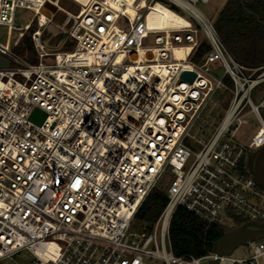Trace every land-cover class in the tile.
Wrapping results in <instances>:
<instances>
[{"label":"built area","instance_id":"1","mask_svg":"<svg viewBox=\"0 0 264 264\" xmlns=\"http://www.w3.org/2000/svg\"><path fill=\"white\" fill-rule=\"evenodd\" d=\"M163 1L189 16L178 14L181 27L148 25L158 0H0V25L22 29L15 45L35 24L28 55L11 51L8 33L0 42V263L24 249L25 264H264V238L246 243V257L171 250L178 206L207 223L264 220V186L246 163L264 145V94L251 98L264 63L230 54L197 7L210 0ZM17 7L33 12L24 28L13 24ZM57 10L73 18L69 29L54 21ZM201 35L208 48L193 61ZM161 181L158 217L132 229Z\"/></svg>","mask_w":264,"mask_h":264},{"label":"trees","instance_id":"2","mask_svg":"<svg viewBox=\"0 0 264 264\" xmlns=\"http://www.w3.org/2000/svg\"><path fill=\"white\" fill-rule=\"evenodd\" d=\"M212 25L227 50L239 62L248 67L264 63V0H225L212 20ZM49 32L53 33V30L45 29L44 35ZM57 37L55 33L54 38ZM200 41L192 56L193 61H199L208 48L203 36ZM164 182H159L143 199L135 214L137 219L146 224L156 220L167 200ZM244 221L236 219L231 226L207 223L191 211L178 206L168 227L171 250L175 255L205 254L214 250V241L224 231Z\"/></svg>","mask_w":264,"mask_h":264},{"label":"rangeland","instance_id":"3","mask_svg":"<svg viewBox=\"0 0 264 264\" xmlns=\"http://www.w3.org/2000/svg\"><path fill=\"white\" fill-rule=\"evenodd\" d=\"M161 4L167 6V8L171 9L173 12L185 17L189 18V16L179 10L178 8L170 5L169 3L163 1V0H158ZM225 0H210L207 3L203 2H198L197 7L205 14V16L212 22V20L216 17L218 10L221 8ZM33 19V12L27 8L24 7H17L15 9V14H14V20L13 24L15 26H19L20 28H24V25L28 24L31 22ZM35 28V24L33 25L32 29H26L25 30V36L23 37L22 40L19 41L17 45L14 44V39L18 37V32L21 31L22 29H8L6 25H0V42L4 43L6 40V34H9L10 38V47L11 51L17 55V56H26L28 53L31 52V41L29 38L30 32ZM203 35L200 36L202 38ZM148 43L153 42V35H150L149 38L147 39ZM223 72V69L218 66L214 67L211 71V74L215 77H219ZM262 94H264V83H260L256 85L253 90L251 91V98L254 103H257L259 99L261 98ZM249 119L251 122H253V117L249 115ZM255 124H249V125H243L241 129L238 131V134L243 132L246 129H252ZM225 225L231 226L233 225V222L229 221ZM142 226H146V223L140 221L139 219H133L131 222L130 227L132 229L139 228ZM251 252L249 250V247L247 244L239 245L237 246L231 253L232 256L234 257H246L249 255ZM32 256L27 250H20L17 253L13 254L10 258H5L4 260L1 261L0 264H25L28 263L31 260ZM261 262H264V259H260ZM149 264H159V261L156 260H149Z\"/></svg>","mask_w":264,"mask_h":264},{"label":"water","instance_id":"4","mask_svg":"<svg viewBox=\"0 0 264 264\" xmlns=\"http://www.w3.org/2000/svg\"><path fill=\"white\" fill-rule=\"evenodd\" d=\"M55 7L50 4H45L42 11L50 16L54 12ZM54 21L61 25L65 19L64 29H69L73 23V18L64 12L55 11ZM7 64V61H2ZM182 76L191 80L194 77L193 72L185 71ZM30 118L38 123H41L45 118V113L40 109L35 108ZM248 171L253 175L255 180L264 186V145H261L256 150H249L246 156ZM253 238H264V220H247L240 225L232 226L224 231L215 241L214 250L216 255H228L239 245L246 244ZM206 264H217L216 258L209 259Z\"/></svg>","mask_w":264,"mask_h":264},{"label":"bare ground","instance_id":"5","mask_svg":"<svg viewBox=\"0 0 264 264\" xmlns=\"http://www.w3.org/2000/svg\"><path fill=\"white\" fill-rule=\"evenodd\" d=\"M130 2V0H127ZM126 10L131 12L130 4L125 5ZM41 21L44 20V17H40ZM148 25H153L157 28H167V27H181L182 23H185V19L179 16L177 13L168 9L160 3H155L151 11L147 15ZM187 47H181L173 52L175 57H180L184 55Z\"/></svg>","mask_w":264,"mask_h":264},{"label":"snow or ice","instance_id":"6","mask_svg":"<svg viewBox=\"0 0 264 264\" xmlns=\"http://www.w3.org/2000/svg\"><path fill=\"white\" fill-rule=\"evenodd\" d=\"M161 123H163V122L161 121ZM76 183L79 184V181H77Z\"/></svg>","mask_w":264,"mask_h":264}]
</instances>
